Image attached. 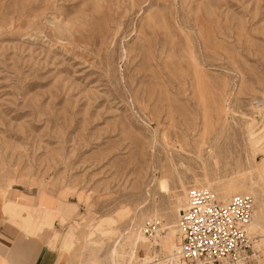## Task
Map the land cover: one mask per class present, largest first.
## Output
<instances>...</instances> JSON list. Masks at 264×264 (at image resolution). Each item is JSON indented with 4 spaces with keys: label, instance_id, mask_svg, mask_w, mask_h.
<instances>
[{
    "label": "rangeland",
    "instance_id": "rangeland-1",
    "mask_svg": "<svg viewBox=\"0 0 264 264\" xmlns=\"http://www.w3.org/2000/svg\"><path fill=\"white\" fill-rule=\"evenodd\" d=\"M250 130L264 134V0H0V201L69 264H165L197 186L255 197L254 251L222 264H264Z\"/></svg>",
    "mask_w": 264,
    "mask_h": 264
},
{
    "label": "built area",
    "instance_id": "built-area-1",
    "mask_svg": "<svg viewBox=\"0 0 264 264\" xmlns=\"http://www.w3.org/2000/svg\"><path fill=\"white\" fill-rule=\"evenodd\" d=\"M254 198L234 194L227 201L205 186L187 192V206L177 219L179 243L177 256L186 264H222L245 262L255 248V236L249 231ZM163 220L150 218L144 234L155 237ZM165 264H174L165 259Z\"/></svg>",
    "mask_w": 264,
    "mask_h": 264
},
{
    "label": "crops",
    "instance_id": "crops-1",
    "mask_svg": "<svg viewBox=\"0 0 264 264\" xmlns=\"http://www.w3.org/2000/svg\"><path fill=\"white\" fill-rule=\"evenodd\" d=\"M6 202L23 206V203L20 204L14 199L6 200L3 203L0 201V264H69L64 259L65 255L46 244V239L24 236L19 232L11 223L12 220L10 221L9 216L11 215L5 214L6 206L4 205ZM23 216L26 219V216ZM19 221L23 222L24 220ZM27 223L25 220L23 225L33 230V224ZM36 231L40 230L37 228ZM50 242L52 243V240Z\"/></svg>",
    "mask_w": 264,
    "mask_h": 264
},
{
    "label": "bare ground",
    "instance_id": "bare-ground-1",
    "mask_svg": "<svg viewBox=\"0 0 264 264\" xmlns=\"http://www.w3.org/2000/svg\"><path fill=\"white\" fill-rule=\"evenodd\" d=\"M252 129V128H251ZM249 141L251 142V144L256 148V149H258V150H261V151H263V153H264V134L262 135L261 134V136H259V135H257V134H255L254 133V130H250L249 131ZM262 176H264V159H263V169H262ZM159 185H160V187L162 188V189H166V181L164 180V179H161L160 181H159ZM205 187H208V188H211V187H209V186H205ZM212 189V188H211ZM213 190V189H212ZM221 190V189H220ZM223 191V190H222ZM221 192V191H220ZM224 192V191H223ZM254 193V192H253ZM238 194H240V193H238ZM234 195V194H233ZM247 195H249V194H247ZM254 195V194H253ZM232 196V195H231ZM231 196H229L228 198H226V199H222L223 201H227ZM252 197H254V196H252ZM255 198V197H254ZM255 199H254V203H255ZM6 205V207L7 208H15V206L16 205H14L13 203H11V202H6L5 203ZM186 206H187V197H186V199H185V204L183 205V207L182 208H180V210L178 211V216H177V219H178V217H179V215L182 213V211L186 208ZM254 208H255V206H254ZM19 217V216H18ZM29 218H30V216H29ZM152 218V217H151ZM153 218H156V219H160V220H163L164 221V219L162 218V217H160V216H154ZM150 218H148L147 220H149ZM146 220V221H147ZM257 221H258V215H257V210L255 209L254 210V212H253V217H252V221H251V223H250V226H249V231H250V233L252 234V235H254V232L253 231H256L255 229L257 228ZM165 222V221H164ZM259 222V221H258ZM42 224H44V223H42ZM51 224H49V226H50ZM176 226H177V223H176ZM40 228H42V226H40ZM172 228V226H170V229ZM141 231H142V234H143V236L147 239V240H149V242H150V244H151V247H153V248H156V247H159L160 246V244L158 243V240H159V238H160V236H161V234L163 233V232H165V230H164V223L162 224V226H161V228H160V230L157 232V234L155 235V237H153V238H149L146 234H144V231H143V227H142V229H141ZM139 238H140V236H139ZM138 242V241H137ZM139 243V242H138ZM137 243V244H138ZM177 248H178V244H176L175 245V247H173L172 248V250H170L169 252H168V254H167V256H168V260H171L174 264H182V263H185L184 261H181V259L177 256V254H176V250H177ZM162 249V248H161ZM115 253H116V248H114L113 249V251H112V253H111V258H114V255H115ZM153 258H154V256H153ZM165 259H167V258H165ZM165 259H164V261H165ZM153 263L154 264H160V262H156L155 261V259L153 260Z\"/></svg>",
    "mask_w": 264,
    "mask_h": 264
}]
</instances>
